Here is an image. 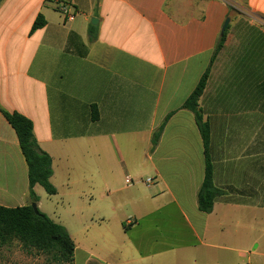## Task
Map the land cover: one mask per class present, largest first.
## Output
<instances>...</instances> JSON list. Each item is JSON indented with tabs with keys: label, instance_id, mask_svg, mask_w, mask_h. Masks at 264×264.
I'll list each match as a JSON object with an SVG mask.
<instances>
[{
	"label": "crops",
	"instance_id": "0c3cea01",
	"mask_svg": "<svg viewBox=\"0 0 264 264\" xmlns=\"http://www.w3.org/2000/svg\"><path fill=\"white\" fill-rule=\"evenodd\" d=\"M233 4L240 0H2L0 205L31 202L5 110L33 122L52 158L56 194L36 185V204L71 235L73 264H264L259 245L246 247L264 217V0L243 2L247 29L237 42L227 29L199 101L214 185L225 192L209 214L197 198L203 140L182 107ZM39 16L45 24L32 31ZM40 187L61 198L52 211Z\"/></svg>",
	"mask_w": 264,
	"mask_h": 264
},
{
	"label": "trees",
	"instance_id": "16d2710c",
	"mask_svg": "<svg viewBox=\"0 0 264 264\" xmlns=\"http://www.w3.org/2000/svg\"><path fill=\"white\" fill-rule=\"evenodd\" d=\"M242 1L246 3L247 0ZM44 24L43 17L39 16L33 25L32 31L40 29ZM227 29L224 35L219 38L212 56L211 66L202 75L198 85L182 106L183 109L193 113L203 140L205 175L197 198L199 210L206 214L213 211L216 198L225 195V192L214 185V166L210 155L211 128L208 120L204 118L199 108V101L207 87L212 64L224 46ZM1 111L15 130L21 152L27 163L31 204L15 208L0 205V248L18 242L26 248H32L42 254L50 256L58 264H73L75 242L67 229L53 222L39 209L36 214L32 207V203L38 201V197L34 192L36 185L42 186L49 195L56 194V189L51 183V177L53 175L52 158L39 147L34 136V125L30 119L18 112ZM171 115L169 114L166 117L160 128L154 133V146L158 144ZM92 119H98L96 110L93 111Z\"/></svg>",
	"mask_w": 264,
	"mask_h": 264
},
{
	"label": "rangeland",
	"instance_id": "374dc122",
	"mask_svg": "<svg viewBox=\"0 0 264 264\" xmlns=\"http://www.w3.org/2000/svg\"><path fill=\"white\" fill-rule=\"evenodd\" d=\"M233 5L235 7H232V12L229 16L230 24L228 27H230V25L232 27L229 40L231 42H237L241 38L240 35L243 34V32H245L247 29L246 19L243 18V17H247V15L245 14L246 9L244 8L242 0H240L239 5L238 4H233ZM260 21L264 23V20L260 19ZM260 26L262 28V31L264 32V25H260ZM260 132H264V129L263 130L261 129ZM40 190L42 192L41 200L45 205L44 208L47 211H52L53 209H55L56 206L55 203L60 202L61 198L48 196L42 187H40ZM61 193L63 192L61 191ZM86 195L88 196V194ZM26 201L27 199L24 201V203ZM29 204H31V202L25 205H29ZM255 237L257 240H254L253 238L252 240L248 241V245L246 247L247 249H250L252 251V248L255 245H259V248L256 251V253L262 255L263 257L261 258V260L264 261V217L259 216V224L256 227ZM0 264H58V263L54 261L50 256L42 254L32 248H26L18 242H14L11 245H6L0 248Z\"/></svg>",
	"mask_w": 264,
	"mask_h": 264
},
{
	"label": "built area",
	"instance_id": "2783aa9c",
	"mask_svg": "<svg viewBox=\"0 0 264 264\" xmlns=\"http://www.w3.org/2000/svg\"><path fill=\"white\" fill-rule=\"evenodd\" d=\"M58 10L63 15L65 21H73L75 19V13L70 9L67 4H59ZM146 183L147 185H150L152 183V179H148Z\"/></svg>",
	"mask_w": 264,
	"mask_h": 264
},
{
	"label": "water",
	"instance_id": "95a60500",
	"mask_svg": "<svg viewBox=\"0 0 264 264\" xmlns=\"http://www.w3.org/2000/svg\"><path fill=\"white\" fill-rule=\"evenodd\" d=\"M1 2H2V0H0V3H1ZM96 21H97V20L94 19V20H92V23H95ZM229 23H230V19L228 18V19L225 21L224 26H223V28H222L221 36L224 35V33H225V31H226V29H227ZM32 207H33V209H34V212L37 214V213H38V207H37V204H36V203H32Z\"/></svg>",
	"mask_w": 264,
	"mask_h": 264
}]
</instances>
